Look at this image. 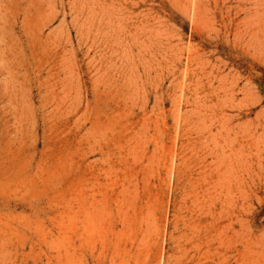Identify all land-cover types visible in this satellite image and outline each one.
Instances as JSON below:
<instances>
[{"label": "rangeland", "instance_id": "1", "mask_svg": "<svg viewBox=\"0 0 264 264\" xmlns=\"http://www.w3.org/2000/svg\"><path fill=\"white\" fill-rule=\"evenodd\" d=\"M0 264H264V0H0Z\"/></svg>", "mask_w": 264, "mask_h": 264}]
</instances>
